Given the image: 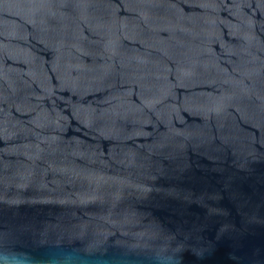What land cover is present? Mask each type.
Wrapping results in <instances>:
<instances>
[{"label":"water","instance_id":"obj_1","mask_svg":"<svg viewBox=\"0 0 264 264\" xmlns=\"http://www.w3.org/2000/svg\"><path fill=\"white\" fill-rule=\"evenodd\" d=\"M264 264V0H0V260Z\"/></svg>","mask_w":264,"mask_h":264},{"label":"clouds","instance_id":"obj_2","mask_svg":"<svg viewBox=\"0 0 264 264\" xmlns=\"http://www.w3.org/2000/svg\"><path fill=\"white\" fill-rule=\"evenodd\" d=\"M5 261L6 258L4 260H0V264H5ZM7 264H29V262L25 260L14 259L11 262H7Z\"/></svg>","mask_w":264,"mask_h":264}]
</instances>
